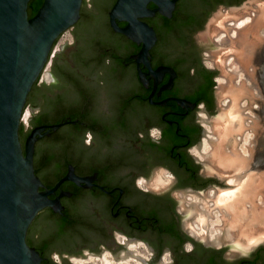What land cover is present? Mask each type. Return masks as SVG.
<instances>
[{
  "label": "water",
  "instance_id": "1",
  "mask_svg": "<svg viewBox=\"0 0 264 264\" xmlns=\"http://www.w3.org/2000/svg\"><path fill=\"white\" fill-rule=\"evenodd\" d=\"M241 1L0 0V264H76L69 254L103 246L116 260L157 264L165 245L173 264H264V239L229 259L230 245L189 235L171 195L178 186L230 185L201 175L188 147L202 135L198 102L217 112L219 69L205 64L199 30L219 4ZM67 28L74 41L60 43L43 70ZM254 60L264 92V39ZM263 167L264 136L247 170ZM113 229L129 236L125 243ZM135 239L146 241L150 259L127 247Z\"/></svg>",
  "mask_w": 264,
  "mask_h": 264
},
{
  "label": "bare ground",
  "instance_id": "2",
  "mask_svg": "<svg viewBox=\"0 0 264 264\" xmlns=\"http://www.w3.org/2000/svg\"><path fill=\"white\" fill-rule=\"evenodd\" d=\"M229 19H232L234 24H226ZM215 33L220 34L210 54L213 63L222 70L218 95L223 98L224 104H220L222 111L213 119L219 139L212 153L208 155V161L219 165V169L229 172V176L226 175L227 179L238 180L242 176L241 171L251 162L256 142V136L253 138L249 134L245 144L248 148L251 147V151H246L244 147L245 152L240 153L231 148L234 136L239 134L244 125L239 113L241 106L239 102L243 97L248 98L249 101L256 96L263 97L256 74L254 55L264 39V2L258 3L256 0L255 3L250 2L240 9L233 8L226 12L220 10L208 23L207 29L200 33V37L204 40L212 39ZM228 53L232 54L228 60L231 71H227L224 64V56ZM252 113L248 127L256 132L260 116L256 111ZM230 172L233 174L230 175ZM245 185L238 180V187L235 190H220L217 201L220 204L222 224L225 227L230 225L226 231L227 237L242 245L241 248L250 249L253 244L264 239V209L259 212L256 210L257 206H253L247 221L243 218L239 210L241 194L244 192L245 196H250L254 193L251 190L253 189L251 182ZM245 196L243 197L246 198ZM243 219L245 221H242ZM217 239L224 240L221 237ZM106 260L104 258L103 262Z\"/></svg>",
  "mask_w": 264,
  "mask_h": 264
},
{
  "label": "flooded vegetation",
  "instance_id": "3",
  "mask_svg": "<svg viewBox=\"0 0 264 264\" xmlns=\"http://www.w3.org/2000/svg\"><path fill=\"white\" fill-rule=\"evenodd\" d=\"M209 18L210 17H208L206 22L201 26L199 30V37H200V32L206 29V24L210 20ZM71 27L73 29L74 24ZM219 34L220 33H215L214 35H212L213 36V37L211 36L212 39L211 38L205 40L203 39L204 43L207 44V49L204 55L205 64L208 67L219 69L218 73L214 77L215 80L217 81L214 87L217 112L213 114L210 113L205 105V101L198 102L195 110V117L196 120L202 125V135L199 140H197L195 143L191 144L188 147V151L193 155L196 161L201 163L199 169V173L201 175L216 176L226 182L227 176H229V172L224 171L221 168L219 169V165H215V163L208 161V155L212 153L216 145L215 143L218 142L219 139L218 132L216 131L213 125L214 124L213 119L219 114L218 111H220V104L221 103L224 104L223 98L218 95L222 72L221 69L213 63L210 54L211 49L214 48L215 44L218 41ZM73 41H74V35L71 32L70 37L68 38V42L72 43ZM59 45L56 46L54 50L50 53L49 58L43 70H46L49 66L52 65V58L53 55L55 54V51L57 49H61ZM106 61L109 62V57L106 58ZM191 72H194V67H191ZM43 79H44V72H41L37 84H40L43 81ZM261 93L264 97V93L262 92V89H261ZM263 97L256 96L250 102L253 105L252 107L258 112L261 120H264ZM253 101H257V102L254 103ZM29 105L30 102L26 104V107L29 108L27 114L28 118L29 116L32 115ZM22 123L24 125H29V120H27V123L25 122ZM138 132L141 136H143V132L141 131ZM149 133L156 138H160L162 135V130L157 125H153L149 127ZM86 135L88 137H85V142L90 143L92 138L91 131L87 130ZM259 143L260 141H256V144ZM254 155L255 153L253 154L252 159ZM249 165L246 166V168L241 171L242 176L245 173L249 172V170H247ZM231 174L232 172H230V175ZM165 175L169 177H175L174 172L171 170H167L165 172ZM136 183L140 188L149 190V187L146 184L148 183V177L146 175L139 174L136 178ZM223 189L224 186H221L217 183H209L203 188H198V189L193 188L192 186H178V187H174L171 190V195L178 200V202L176 203V209L180 215L184 230L195 239L203 241V243L207 246L221 247L225 245H230L224 251V257L233 259L239 257L240 255L249 254L254 247L250 249L249 248L243 249L241 248L242 245L236 243L235 240L230 239L229 237H227V235L224 234L226 227L222 224L223 218L221 217L222 214L220 213L221 212L219 206L220 204L217 201V197H218L217 194L219 195L220 190ZM113 235L115 236L118 242H122V243H125L124 238L126 239L129 238V236L124 231L119 229H113ZM218 237L224 239L222 240L223 242L217 239ZM127 247L130 249L137 250L138 253L144 256L146 259H150L152 257V254L154 253L152 250L148 248L146 241L143 239H135L129 241L127 243ZM184 248L187 251L193 249L194 248L193 241L192 240L184 241ZM51 256L57 262L62 263V259L58 251L56 250L52 251ZM104 258L107 259L106 262H103ZM69 259L71 262H74L76 264H87L88 262H92V264H146L142 259L131 255L116 260L113 252L107 246H103L100 251L89 252L88 255L85 257L78 256L75 254H69ZM173 261L174 260L171 256V247L169 245H165L162 250V253L160 254L157 264H173Z\"/></svg>",
  "mask_w": 264,
  "mask_h": 264
},
{
  "label": "rangeland",
  "instance_id": "4",
  "mask_svg": "<svg viewBox=\"0 0 264 264\" xmlns=\"http://www.w3.org/2000/svg\"><path fill=\"white\" fill-rule=\"evenodd\" d=\"M255 1L256 0H242L239 4H234V5L219 4L215 8V10L210 14V16H209L210 18L209 19L211 21V19L214 17V15L216 13H218L220 10H221V12H226V11L231 10L233 8L234 9H240V8L243 7V5L245 4V2L247 4H249L250 2L255 3ZM263 2H264V0H258V3H263ZM232 6H235V7H232ZM238 7H240V8H238ZM235 16L237 17L238 15L236 14ZM210 21H208V22H210ZM226 22H227L226 24H228V25L234 24V21H232V19H229ZM70 28L72 29L71 26H70ZM70 28H67L66 30H64L59 35L58 40L53 45V48H52L51 52L54 50V48L56 46H58L60 43H63L66 39H68L70 37V33H71ZM203 29H205V28H203ZM201 41H203V39H201ZM227 56L228 57L230 56L229 59H228ZM231 57H232V54L231 53L225 54V56H224V64H226V70L227 71H231V68L229 66V61L227 62V59L230 60ZM221 72H222V70H221ZM236 81H238V79H236ZM244 98L245 97H243V99H240V102H239V105H241L240 106V112L239 113H240V116L243 118L244 125H243L242 129L240 130L239 134L237 136H234L235 139H233V146L231 147V148H234L235 151L240 152V153L241 152L242 153L245 152L244 147H246V151H251V149H250L251 147L248 148L247 145L245 144V141H246L247 137L249 136V134H251V137H253V138H255V136H256V141H260L261 138L264 136V120H261L260 119V123L258 124V128H257V131L256 132H254L253 130L251 131V129L248 127V124L250 122L249 119H251L250 118V115H252L253 114L252 112L253 111H256V110L252 107L253 105L247 106V105L250 104V102L253 99H251L249 101L248 98H245V99ZM253 102L255 103L257 101H253ZM28 110H29V108L25 106V109H24L23 114H22V120H21V122L27 123V120H28V117H27ZM221 111L222 110L220 109V111H218V113H220ZM215 144H217V142ZM254 144L255 145H254L253 149H254V153H256V150H257L259 144H256V142ZM219 150H220V148H219ZM232 180H229V179L226 180V183H230V185L229 186H224V189L223 190H235L238 187L237 186L238 180L241 183L243 182L244 186H246L245 185L246 183H250V182L252 183L253 189L251 188V190L254 193L253 194H250V196H245L244 195V192H243L241 194V197H242L241 199L243 201L241 200V202L239 204V210L241 211V215L247 221V219L249 218V215L252 212V207L253 206L254 207L257 206L256 210H258L259 212L262 209H264V169L263 168H261V169L260 168L251 169V170H249V172H247L243 176H241L240 179H238V180L232 179ZM243 196H245L246 198H244ZM226 218H228V216ZM244 219L242 221H245ZM229 228H230V225L228 224L226 226V230H225V233H224L225 235H226L227 229H229ZM258 245L259 244H257L256 246H258ZM256 246H254V247H256ZM250 248H253V247H250ZM87 264H92V262H88Z\"/></svg>",
  "mask_w": 264,
  "mask_h": 264
},
{
  "label": "trees",
  "instance_id": "5",
  "mask_svg": "<svg viewBox=\"0 0 264 264\" xmlns=\"http://www.w3.org/2000/svg\"><path fill=\"white\" fill-rule=\"evenodd\" d=\"M57 40H58V38H57ZM56 42H57V41H56ZM56 42H55V43H56Z\"/></svg>",
  "mask_w": 264,
  "mask_h": 264
}]
</instances>
